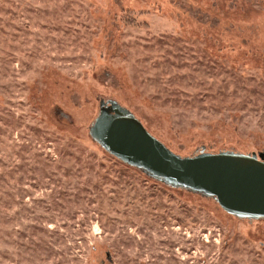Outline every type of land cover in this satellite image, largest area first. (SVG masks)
Returning <instances> with one entry per match:
<instances>
[{
    "label": "rangeland",
    "instance_id": "374dc122",
    "mask_svg": "<svg viewBox=\"0 0 264 264\" xmlns=\"http://www.w3.org/2000/svg\"><path fill=\"white\" fill-rule=\"evenodd\" d=\"M111 102L178 155L264 160V0H0V264H264V218L90 136Z\"/></svg>",
    "mask_w": 264,
    "mask_h": 264
},
{
    "label": "water",
    "instance_id": "95a60500",
    "mask_svg": "<svg viewBox=\"0 0 264 264\" xmlns=\"http://www.w3.org/2000/svg\"><path fill=\"white\" fill-rule=\"evenodd\" d=\"M90 136L106 151L166 184L213 197L229 214L264 218V160L232 150L181 156L126 108L103 106Z\"/></svg>",
    "mask_w": 264,
    "mask_h": 264
}]
</instances>
